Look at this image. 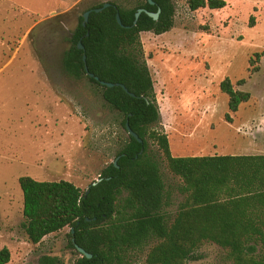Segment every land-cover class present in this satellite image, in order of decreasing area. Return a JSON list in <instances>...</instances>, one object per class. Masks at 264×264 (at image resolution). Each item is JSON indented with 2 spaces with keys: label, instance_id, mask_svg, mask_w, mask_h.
Segmentation results:
<instances>
[{
  "label": "rangeland",
  "instance_id": "374dc122",
  "mask_svg": "<svg viewBox=\"0 0 264 264\" xmlns=\"http://www.w3.org/2000/svg\"><path fill=\"white\" fill-rule=\"evenodd\" d=\"M106 1L0 0V250H9L8 264H39L44 256L73 264L79 258L68 227L39 244L28 240L19 178L65 180L85 192L127 138L98 91L60 66L79 17ZM172 1L173 28L140 34L160 112L154 130L168 136L173 157L264 155V57L250 66L264 51V0H224L218 11H191L188 0ZM226 78L251 95L230 123L228 97L220 90ZM240 80L246 83L237 86ZM150 149L165 185L180 184L158 146ZM182 200L172 189L166 212L173 216ZM144 258L133 256V264ZM187 264L231 262L224 250L205 243Z\"/></svg>",
  "mask_w": 264,
  "mask_h": 264
},
{
  "label": "trees",
  "instance_id": "16d2710c",
  "mask_svg": "<svg viewBox=\"0 0 264 264\" xmlns=\"http://www.w3.org/2000/svg\"><path fill=\"white\" fill-rule=\"evenodd\" d=\"M152 1L154 5L148 0H107L92 5L83 12L91 11L86 25L82 14L66 38L68 48L62 53L61 70L71 79H86L98 91L117 112L127 138L116 153V165L114 161L103 169L88 193V189L82 192L65 180L19 178L25 233L32 244H39L46 236L70 228V247L79 255L73 264H133V256L143 254L142 264H187L205 243L224 250L231 264H264V155L173 157L168 136L154 130L160 112L140 34L168 33L176 10L172 0ZM106 3L109 7L94 12ZM188 5L191 11H218L226 2L188 0ZM139 9L160 10V14L155 21L142 13L134 26ZM117 14L124 27L117 23ZM253 22L251 17L250 27ZM79 43L83 50L78 49ZM83 56L88 72L99 81L88 76ZM263 57L264 51L255 53L250 66ZM100 81L121 84L128 93ZM245 83L240 80L236 84ZM220 90L228 97L225 121L230 123V114L249 102L251 95L235 90L228 78L221 82ZM127 123L141 144L128 134ZM151 144L161 150L168 170L180 184L173 188L165 185ZM172 189L183 196L173 216L165 210ZM75 245L92 258L82 256ZM9 261L10 252L4 247L0 264ZM39 264L62 262L44 256Z\"/></svg>",
  "mask_w": 264,
  "mask_h": 264
},
{
  "label": "water",
  "instance_id": "95a60500",
  "mask_svg": "<svg viewBox=\"0 0 264 264\" xmlns=\"http://www.w3.org/2000/svg\"><path fill=\"white\" fill-rule=\"evenodd\" d=\"M148 2H149L150 5H154V3H153L152 0H148ZM107 7H109V4H108V3L104 4L103 7L100 8V9H95L94 12H95V13H99V12L102 11V9L107 8ZM90 13H91V11H87V12H85V13L83 14V26H85L86 23L88 22V17H89V15H90ZM142 13H146L149 17H151L153 20L156 21V20L158 19V17H159L160 10H158L156 13H150V12H147L146 10H144V9H139V10L136 12V14H135V20H134V23H133L134 26L136 25V23H137V21H138L140 15H141ZM116 20H117V23H118L121 27H124V26L122 25V22H121V19H120L119 14L116 15ZM78 49H79V50H83V46H82L80 43L78 44ZM83 61H84V64H85V63H86V56H83ZM85 70H86V72H87V74H88V76H89L90 78H95L96 81H99V78H98V77H95L93 74H91V73L88 72V69H87L86 64H85ZM100 84L103 85V86H106V87H108V88L121 87L125 92L128 93V90L126 89V87L123 86V85H121V84H118V83L113 84V83H109V82H103V81H100ZM129 95H130L131 97H134V94H132V93H129ZM126 130H127L128 134H129L130 136H132L133 138H135L140 144L142 143V140L139 139L138 136H137V135H136V134L130 129L128 123L126 124ZM114 164L116 165V161L114 162ZM96 182H97V181H96ZM96 182L93 183V185H95ZM88 191H89V188H88V190H87V193H88ZM86 221H89V219H86ZM75 248H76L77 252H79L82 256L86 257L87 259H91V258H92V255H91V254L85 252V251H84L82 248H80L79 246L75 245Z\"/></svg>",
  "mask_w": 264,
  "mask_h": 264
},
{
  "label": "crops",
  "instance_id": "0c3cea01",
  "mask_svg": "<svg viewBox=\"0 0 264 264\" xmlns=\"http://www.w3.org/2000/svg\"><path fill=\"white\" fill-rule=\"evenodd\" d=\"M249 147H246V149H248ZM241 155H257V154H241Z\"/></svg>",
  "mask_w": 264,
  "mask_h": 264
}]
</instances>
